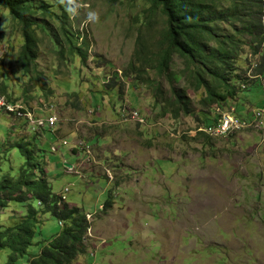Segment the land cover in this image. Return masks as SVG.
Returning <instances> with one entry per match:
<instances>
[{"label":"rangeland","instance_id":"1","mask_svg":"<svg viewBox=\"0 0 264 264\" xmlns=\"http://www.w3.org/2000/svg\"><path fill=\"white\" fill-rule=\"evenodd\" d=\"M46 1L27 0L51 10H37L42 27L29 70L18 62L22 26L0 6V82L7 88L0 96L57 116L54 128L36 130L0 111V181L24 167L53 195L68 189L62 203L90 223L86 253L73 264H264L262 137L206 132L220 111L250 118L263 104L254 75L261 54L244 38L235 75L246 88L222 106L205 104V90L188 88L184 78L175 83L191 102L190 114L175 117L172 84L151 69L138 72L137 42L154 52L163 31L159 16H147L148 0ZM62 22L78 51L62 34L56 41ZM184 68L175 55L170 69ZM30 197L0 207V225H17L34 208L38 244L30 252L37 253L63 223ZM9 253L0 251V264Z\"/></svg>","mask_w":264,"mask_h":264},{"label":"trees","instance_id":"2","mask_svg":"<svg viewBox=\"0 0 264 264\" xmlns=\"http://www.w3.org/2000/svg\"><path fill=\"white\" fill-rule=\"evenodd\" d=\"M43 2H47L43 0ZM147 16H159L163 31L158 48L145 50V44L138 41L135 55L140 62L138 72L153 70L157 77L171 83V98L168 104L174 107L173 115L190 114V99L186 90L175 87L184 78L188 88L207 93L205 104H227L238 93L240 86L232 83L243 79L235 75L237 60L242 55L246 38L254 55L261 54V62L254 75H264V0H148ZM228 4V5H227ZM0 6L8 9L22 26L23 38L18 51V62L29 70L37 59L38 36L37 10L45 16L47 5L35 7L27 0H0ZM51 11V10H50ZM43 19V18H42ZM60 37L68 43L70 51L76 50L74 41L60 25ZM42 29V28H40ZM263 52V53H262ZM177 55L185 68L181 73L170 69L173 57ZM154 81H157L154 79ZM245 81V79L243 80ZM242 81V82H243ZM158 94L160 86L157 84ZM6 86L0 82V94L6 93ZM241 90V89H240ZM22 147V144H19ZM16 177L3 176L0 181V207L8 201L22 203L27 195L30 200L43 207V212L63 223L62 229L50 240H42L37 253L30 252L35 242V215L30 208L17 225L2 228L0 225V251L10 253L5 264H15L25 258L27 264H73L86 253L85 238L90 223L78 208L69 207L55 196L44 178H35L24 167ZM33 176V177H31ZM62 203V204H61ZM107 205V204H105ZM33 243V245H32Z\"/></svg>","mask_w":264,"mask_h":264},{"label":"built area","instance_id":"3","mask_svg":"<svg viewBox=\"0 0 264 264\" xmlns=\"http://www.w3.org/2000/svg\"><path fill=\"white\" fill-rule=\"evenodd\" d=\"M256 79L264 88V75H259ZM236 85L240 86V89L246 88L242 82L236 83ZM0 111L10 113L16 117L25 118L32 125V128L36 130L54 128L57 122V116L53 112L38 115L33 108L25 107L20 102L8 100L5 96H0ZM134 115L137 116V113H134ZM212 124V126L206 129V132L214 138H223L236 133L253 131L257 136L262 137V141L264 142V102L252 111L250 118L242 116L239 113L236 114L235 110L220 111ZM84 150L86 153L89 152L87 148ZM67 192L68 189H65L62 195H60L61 202L65 200L64 193Z\"/></svg>","mask_w":264,"mask_h":264},{"label":"bare ground","instance_id":"4","mask_svg":"<svg viewBox=\"0 0 264 264\" xmlns=\"http://www.w3.org/2000/svg\"><path fill=\"white\" fill-rule=\"evenodd\" d=\"M206 206H207V205H206ZM202 207H203V206H202ZM208 207H209V206H208ZM204 208H205V207H204ZM206 208H207V207H206ZM200 209H203V208L200 207ZM200 209H199V210H200ZM201 211H202V210H201ZM202 212H204V211H202ZM206 212H207V211H206ZM205 214L207 215V213H205Z\"/></svg>","mask_w":264,"mask_h":264}]
</instances>
